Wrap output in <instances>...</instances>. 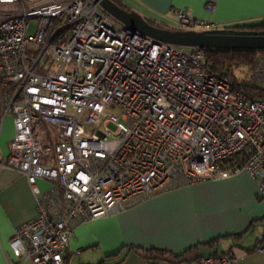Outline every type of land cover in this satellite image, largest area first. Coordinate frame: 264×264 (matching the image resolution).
<instances>
[{"label":"built area","instance_id":"1","mask_svg":"<svg viewBox=\"0 0 264 264\" xmlns=\"http://www.w3.org/2000/svg\"><path fill=\"white\" fill-rule=\"evenodd\" d=\"M171 13L186 29L227 27ZM246 85L264 91V50L235 78L210 70L204 48L134 30L100 0H0L1 122L11 113L15 128L0 167L28 178L37 208L14 230L19 264H65L78 225L179 185L245 170L264 196V97Z\"/></svg>","mask_w":264,"mask_h":264},{"label":"crops","instance_id":"2","mask_svg":"<svg viewBox=\"0 0 264 264\" xmlns=\"http://www.w3.org/2000/svg\"><path fill=\"white\" fill-rule=\"evenodd\" d=\"M152 21L174 16L172 8L211 18L220 26L264 20V0H114ZM214 2L215 11L206 5ZM14 116L1 122L0 159L10 153ZM37 215L28 178L13 167H0V264H19L11 240L15 228ZM264 236V196L259 181L243 170L158 192L119 213L78 225L70 237L65 264H194L200 255L232 254L236 264H264L256 250ZM185 253L177 261H151L128 246ZM122 250V256H112ZM108 259L106 261L105 258Z\"/></svg>","mask_w":264,"mask_h":264},{"label":"water","instance_id":"3","mask_svg":"<svg viewBox=\"0 0 264 264\" xmlns=\"http://www.w3.org/2000/svg\"><path fill=\"white\" fill-rule=\"evenodd\" d=\"M103 8L122 23L158 40L199 48L264 50V30L214 28L204 31H174L151 24L136 11L123 8L114 0H100Z\"/></svg>","mask_w":264,"mask_h":264},{"label":"trees","instance_id":"4","mask_svg":"<svg viewBox=\"0 0 264 264\" xmlns=\"http://www.w3.org/2000/svg\"><path fill=\"white\" fill-rule=\"evenodd\" d=\"M151 24L156 25L160 28H167V26L158 25L155 21L148 20ZM228 27L238 28V29H256L264 30V20L254 23H242L234 24ZM168 29V28H167ZM208 67L212 71H222L227 75L237 77L235 70L243 65H250L255 62L256 54L260 49H232V48H204ZM242 89L248 94L251 99L264 97V91L252 88L250 86H243ZM127 249H135L142 257L149 259L151 261L158 259H167L168 256L175 258L180 261L186 252L175 253L170 250L161 248H145L140 246H128ZM122 256V250L117 254L113 255V258H118ZM108 259L105 258L104 261ZM104 264V263H101Z\"/></svg>","mask_w":264,"mask_h":264},{"label":"rangeland","instance_id":"5","mask_svg":"<svg viewBox=\"0 0 264 264\" xmlns=\"http://www.w3.org/2000/svg\"><path fill=\"white\" fill-rule=\"evenodd\" d=\"M155 23H157L158 25H163V26H167L168 29L170 30H174V31H195L193 29H186L183 27L179 26L178 20L175 16L172 17H168V18H164L162 20H157V22L155 21ZM35 29V23H32L31 27H30V31H33ZM261 51H259L256 55V59L259 56ZM253 64V63H252ZM250 64V65H252ZM248 65H243L239 68H237L235 70L237 77H241L244 73H246L247 68L250 66ZM8 115H11V113H9Z\"/></svg>","mask_w":264,"mask_h":264}]
</instances>
